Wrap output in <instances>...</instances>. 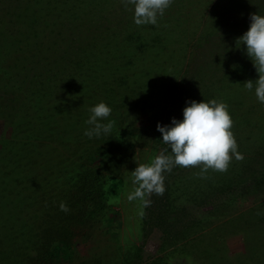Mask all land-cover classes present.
I'll return each mask as SVG.
<instances>
[{"label": "rangeland", "instance_id": "rangeland-1", "mask_svg": "<svg viewBox=\"0 0 264 264\" xmlns=\"http://www.w3.org/2000/svg\"><path fill=\"white\" fill-rule=\"evenodd\" d=\"M254 13L258 0H173L137 26L125 0H0V264H45L60 242L73 258L62 264H125L138 247L143 262L264 264V104L244 87L259 74L236 41ZM213 99L228 105L243 159L203 176L174 166L149 206L129 201L132 171L167 149L157 123ZM101 101L112 128L89 139ZM93 166L121 189L85 227L70 206Z\"/></svg>", "mask_w": 264, "mask_h": 264}, {"label": "clouds", "instance_id": "clouds-1", "mask_svg": "<svg viewBox=\"0 0 264 264\" xmlns=\"http://www.w3.org/2000/svg\"><path fill=\"white\" fill-rule=\"evenodd\" d=\"M125 3L132 6L133 21L141 26L156 25L158 17L164 15L173 0H125ZM258 3L264 4V0H258ZM236 41L244 46L246 55L259 74L257 80L246 81L244 87L249 91L254 89L258 102L264 104V15L251 14L247 30ZM89 112L85 123L90 127L85 129L84 135L89 139L108 135L112 123L103 121L108 120L112 109L101 101L92 106ZM232 125L228 105L223 101H186L181 119L173 117L167 125L157 123V131L167 149L157 154L150 164L138 165L132 171L133 183L137 187L127 199H138L144 207L149 206L151 201L148 197L153 193L163 194V173L171 172L174 166L188 168L201 165L202 176L210 168L218 172L227 171L233 157L243 159L237 150ZM59 207L63 212L69 211L63 202Z\"/></svg>", "mask_w": 264, "mask_h": 264}, {"label": "trees", "instance_id": "trees-1", "mask_svg": "<svg viewBox=\"0 0 264 264\" xmlns=\"http://www.w3.org/2000/svg\"><path fill=\"white\" fill-rule=\"evenodd\" d=\"M105 156L102 152L97 155V160H101L102 165L110 164L111 166H118L120 164V157L114 158L107 152ZM96 162L94 166H97ZM90 170L86 169L77 175L76 184L74 187L71 208L74 209L75 215L72 222L76 225L90 227L99 222V217L105 214L109 209V200L116 197L121 189V182L118 181L117 176L114 174H106L98 170L99 166ZM148 211V210H147ZM165 218L161 219L165 223ZM144 234L145 227L149 223L144 216ZM173 224V223H172ZM45 264H62L71 262L73 260L68 248L64 242H60L57 246L48 247L43 253ZM143 253L141 247H138L135 253L129 257L125 264H165L159 259L143 262ZM82 264H89L83 262ZM91 264V263H90Z\"/></svg>", "mask_w": 264, "mask_h": 264}]
</instances>
